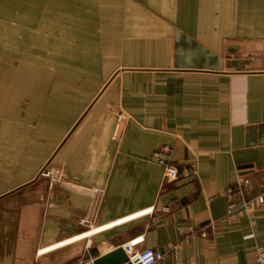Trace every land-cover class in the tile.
Wrapping results in <instances>:
<instances>
[{
	"label": "crops",
	"instance_id": "obj_1",
	"mask_svg": "<svg viewBox=\"0 0 264 264\" xmlns=\"http://www.w3.org/2000/svg\"><path fill=\"white\" fill-rule=\"evenodd\" d=\"M262 192L264 0H0V264H256Z\"/></svg>",
	"mask_w": 264,
	"mask_h": 264
},
{
	"label": "built area",
	"instance_id": "obj_2",
	"mask_svg": "<svg viewBox=\"0 0 264 264\" xmlns=\"http://www.w3.org/2000/svg\"><path fill=\"white\" fill-rule=\"evenodd\" d=\"M153 159L159 163L160 165L163 166V177L165 181H175L179 176L182 175V172L179 168V166L174 165L171 162V155H170V148L167 146L160 147L159 149H156L153 152ZM44 174L46 176H49L51 178V182L53 184L61 182L62 178L64 176V173L62 170H57L55 168H48L45 169ZM196 175L197 174V168L195 165H192L188 168L187 173L185 175ZM247 181V180H246ZM95 196L98 198L99 196L101 197L103 193L105 192L104 188L102 187H96L93 190ZM257 201L261 204L264 205V192L259 194L256 197ZM154 207H150L148 209H145L143 211H140L138 213H135L133 215L124 217L122 219H118L115 221H112L110 223H107L105 225H102L100 227L93 228V223L92 220L89 217H83L80 219V224L90 228L88 231L84 232L82 235H87L90 232H99L103 231L105 229H108L110 227H113L127 219L136 217L141 214H146L149 212H152ZM79 235V236H82ZM76 236L75 238L79 237ZM143 237H138L135 239H132L131 241L127 242L126 244L123 245L124 250L126 251L128 255V259L126 262L122 264H157L160 262L164 256L165 253L161 250L154 249V248H138L137 246L142 242ZM256 264H264V247L259 246L257 247L256 250Z\"/></svg>",
	"mask_w": 264,
	"mask_h": 264
},
{
	"label": "water",
	"instance_id": "obj_3",
	"mask_svg": "<svg viewBox=\"0 0 264 264\" xmlns=\"http://www.w3.org/2000/svg\"><path fill=\"white\" fill-rule=\"evenodd\" d=\"M128 255L122 246L100 255L84 264H122L126 262Z\"/></svg>",
	"mask_w": 264,
	"mask_h": 264
}]
</instances>
